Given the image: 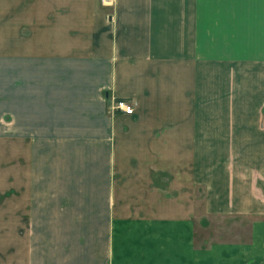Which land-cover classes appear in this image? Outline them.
<instances>
[{
	"label": "crops",
	"instance_id": "obj_1",
	"mask_svg": "<svg viewBox=\"0 0 264 264\" xmlns=\"http://www.w3.org/2000/svg\"><path fill=\"white\" fill-rule=\"evenodd\" d=\"M0 70L8 264H264V0H0Z\"/></svg>",
	"mask_w": 264,
	"mask_h": 264
},
{
	"label": "rangeland",
	"instance_id": "obj_2",
	"mask_svg": "<svg viewBox=\"0 0 264 264\" xmlns=\"http://www.w3.org/2000/svg\"><path fill=\"white\" fill-rule=\"evenodd\" d=\"M9 71V70H8ZM6 70H0V83L4 81L5 89L4 92L0 93V99L2 97L6 98L8 93L6 92V80L8 79L6 76L7 72ZM10 92V91H9ZM118 100V99H116ZM134 103V102H133ZM135 104V103H134ZM10 111V100H4L3 102H0V238H2V241L0 243H3V257L5 259V264H8L7 261V255H11V252L13 250V238L14 233H19L21 237H26L28 235H31L32 229L30 227L26 228L24 224V229L20 228L18 230L17 226L20 220H22V217L28 216L29 212H17L19 208L24 207L26 204V209H30L29 207V199L28 198H18V189H23L25 185H30V188L32 190H36V193L43 192L44 187H48V184H51L50 181H37V180H30V181H22L19 182L20 184H24V186H19L18 181H14L12 179V127H13V117L12 112ZM116 114V113H115ZM261 123H264L261 119ZM37 175V174H36ZM38 176V175H37ZM18 184V185H17ZM54 187H59V182L53 183ZM26 188V187H25ZM49 190V189H48ZM203 192L200 190V196L198 197V200L201 201L203 199ZM16 195V196H15ZM35 200L40 199L41 197L36 196L34 198ZM89 199V200H86ZM39 200V201H40ZM70 201L68 202V204ZM84 204L90 203V198H87L85 196V201H83ZM18 205L20 207H18ZM56 208L53 209L55 211ZM31 211V210H30ZM42 209L37 207L35 209V212H30V216L33 214L43 216ZM41 212V213H40ZM15 214V215H14ZM73 213H69L68 216H71ZM20 215V217H18ZM53 217H56L58 213H52ZM34 217V216H33ZM41 219V218H40ZM24 220H28V217L24 218ZM26 222V221H25ZM24 222V223H25ZM38 222V221H37ZM40 223V222H39ZM43 229H35V237L38 238L42 235ZM54 235H58V230L54 229L52 230ZM53 235V236H54ZM64 235V231L63 234ZM67 235V234H66ZM68 236V235H67ZM73 238H70V236L67 237L66 241L73 242ZM11 264V263H10Z\"/></svg>",
	"mask_w": 264,
	"mask_h": 264
},
{
	"label": "built area",
	"instance_id": "obj_3",
	"mask_svg": "<svg viewBox=\"0 0 264 264\" xmlns=\"http://www.w3.org/2000/svg\"><path fill=\"white\" fill-rule=\"evenodd\" d=\"M103 3L109 2L110 0H102ZM111 110L113 113H122L125 115H133L135 112V104L131 101L118 99L112 101Z\"/></svg>",
	"mask_w": 264,
	"mask_h": 264
}]
</instances>
